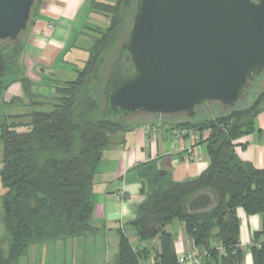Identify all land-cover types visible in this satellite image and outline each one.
<instances>
[{"label": "trees", "instance_id": "trees-1", "mask_svg": "<svg viewBox=\"0 0 264 264\" xmlns=\"http://www.w3.org/2000/svg\"><path fill=\"white\" fill-rule=\"evenodd\" d=\"M96 1L94 11L110 21L105 29L96 30L99 37L93 39L83 70L75 80L56 84L58 97L52 110L36 111L43 104L34 102L29 122H22L24 116H14L19 121L3 127L0 178L6 192L2 220L9 246L4 250L0 242V264L18 263L32 246L95 231L91 220L98 168L110 137L133 129L125 118L107 116L103 111L110 72L128 39L138 0H116L113 4ZM39 2L35 0L31 21ZM24 34L16 42L0 40V96L5 78L16 76L25 96L34 99L33 83L17 66ZM111 56V66L106 69ZM237 105L226 112L220 106L219 111L213 108V116L207 111L201 118L198 110L203 107H198L194 118L186 116V121L177 123L175 132L185 129L200 136L208 134L205 143L210 165L199 177L177 182L156 161L135 167L145 199L130 225L140 243L159 237L156 264H178L175 236L166 230L174 222L183 225L195 254H206L204 264H244L239 208L247 216L261 217L262 229L254 234L253 241L264 239V168L241 160L235 151L237 140L258 131L264 91L244 108ZM203 191L215 194L217 206L208 212L189 213L187 202ZM219 246L225 255L220 254ZM250 251L253 264H264V241L261 248L255 245ZM152 254L134 248L121 231L119 252L112 264H142L149 262Z\"/></svg>", "mask_w": 264, "mask_h": 264}, {"label": "water", "instance_id": "water-1", "mask_svg": "<svg viewBox=\"0 0 264 264\" xmlns=\"http://www.w3.org/2000/svg\"><path fill=\"white\" fill-rule=\"evenodd\" d=\"M35 0H0V40L29 29ZM264 73V0H138L128 39L107 83L103 113L194 118L223 112L249 95ZM217 206L215 194L191 198L189 213Z\"/></svg>", "mask_w": 264, "mask_h": 264}, {"label": "crops", "instance_id": "crops-1", "mask_svg": "<svg viewBox=\"0 0 264 264\" xmlns=\"http://www.w3.org/2000/svg\"><path fill=\"white\" fill-rule=\"evenodd\" d=\"M90 1L40 0L37 4L29 29L23 37V52L17 59L18 68L33 83L34 99L25 96L21 82L16 76H8L4 80L0 97L3 99L2 103L9 106V110H19L20 107H30L31 109L28 110H32L34 102L56 103L58 97L55 92L56 84L63 81L60 78L67 81L66 70L57 68L56 63L62 62L64 65L68 60L67 55L73 48L84 49L86 46L87 49H84V52L88 53L93 45L90 42L93 43V40L84 31L92 27V20L99 22L98 19L104 17L91 10ZM84 7L89 9L88 18L82 23L81 37L77 38L79 31L75 33V29ZM96 22L94 24H97ZM80 39L83 41L78 42ZM89 45L91 46L88 47ZM11 116L21 115L14 113ZM126 122L133 129L110 137V144L95 177L94 211L91 220L95 231L83 237L51 242L53 244L49 242L43 247L32 246L27 256H33L34 262L43 255L59 251V260L63 261L68 256V264H112L119 252L121 231L128 237L134 248L153 252L149 262L142 264H152L155 261L154 255L160 249L159 237L151 242L140 243L136 229L130 225L136 217L137 207L145 199L142 194V183L135 167L156 161L158 166L168 171L177 182L197 178L210 165L205 143L208 134L200 136L199 133L190 131L188 136L176 141L173 133L178 121L165 123L162 120L153 118L142 120L138 117ZM257 126L256 133L235 142V151L241 160L252 163L255 168L263 169L264 113L258 117ZM147 128L152 130L148 137L145 132ZM190 154L196 156L197 161L190 162L188 160ZM120 190L124 193L123 199L116 197ZM237 214L241 222V245L249 246L254 234L262 229L261 217L247 216L242 208L238 209ZM166 230L175 236V250L178 257L197 253L182 224L174 222L168 225ZM253 263V255L247 251L244 264ZM17 264H21L20 260Z\"/></svg>", "mask_w": 264, "mask_h": 264}, {"label": "rangeland", "instance_id": "rangeland-1", "mask_svg": "<svg viewBox=\"0 0 264 264\" xmlns=\"http://www.w3.org/2000/svg\"><path fill=\"white\" fill-rule=\"evenodd\" d=\"M115 1L116 0H97L96 2H103V3H107V4H113ZM89 6L91 7V10L93 12H96V11H94L95 9H93V0L90 1ZM88 10L89 9H87L86 7H84L81 10L80 18H79V24H78V26L75 29V33L77 31H79V34L77 33L78 34L77 38L78 37L80 38L81 35H82L80 31H83V29H82L83 21L88 18L87 17V15L89 13ZM104 17H102V18L98 17L99 18L98 19L99 22H96V20H95V22L97 24H94L95 22H94V20H92V22H93L92 27L89 28V30H87V31L85 30L84 31L85 33H88L92 37V40L94 38H96V37H99V34H98V32H96V30L105 29L109 25V21L110 20L108 18H106V17L104 18ZM30 24H31V22H30ZM30 24H29V26H30ZM26 32H25V34H26ZM24 35L22 36V39H23ZM81 40L83 41V39H80V40H78V42L79 41L81 42ZM85 43H86V39H85ZM90 44H93V43L90 42ZM90 46L91 45H89L88 47H90ZM84 49H87V47L84 46ZM84 49L73 48L69 52V54L67 55L68 56V60H67V62L64 65H62V62H57L56 63V67L57 68L62 69L64 71L66 70L65 71V76H66V80L67 81L75 80L77 78V76H78V72L83 70V68L85 66V63H86L87 59L89 58V55H88L87 51L84 52ZM111 60H112V56L109 58V60L107 62L106 69L110 68L111 63H112ZM72 74L74 75L73 77L71 76ZM60 79H63V81L60 82L59 84H64L65 82H67V81L64 80V78H60ZM49 81H47V83ZM263 91H264V74L261 75L257 79V82L252 87L251 92L248 95V97L243 99L242 101H240L238 103V105H237V108H244L247 104L251 103L256 97H258V95L260 93H262ZM2 100H3L2 97H0V171H1V168H2V165H3V148H4L3 147V140H2L3 127L5 126V124L11 125L12 123H15V122L19 121V120L15 119L14 116H11L14 113H16V115L24 116L22 118V122H29L30 118L28 117V114H30L34 110V109L28 110V109H31L30 107H27V108L26 107H20L19 110H9L10 109L9 106L7 107V105L3 104ZM53 104H54V102L51 103V102L47 101L46 103L43 104L42 107L36 108V111L37 110L38 111H50V110H52L51 107H52ZM219 106L220 105L215 104V106H213V108H215V110L219 111L220 110ZM198 111H199V116H198L199 118H201V117H203L204 115L207 114V110L204 107L199 109ZM217 113L219 114V112H217ZM138 117H140L142 120L149 119V118L152 119L153 118V119H157V120H162L165 123H171V122L173 123V122H176V121L184 122V121L187 120L186 115L160 116V115H149V114H146V113L134 114L132 117L130 116V117L125 118V120H129V119L133 120L134 118H138ZM5 192H6V190L3 188L2 182H1V178H0V242L2 243V247L4 248V250H7L9 245H8L7 240H6L5 231H4V225H3V220H2L3 196H4ZM46 244H40V245H37V246H39V247L42 246L43 247ZM49 244H53V243L50 242ZM32 258H33V256L29 257V256L26 255V256H24V257H22L20 259V262H21V264H61V263L68 264V260H67L68 256L63 261L59 260V251H57V252L55 251V252H52V253L50 252L48 255H43L40 258H38V260H36V262H34V260Z\"/></svg>", "mask_w": 264, "mask_h": 264}, {"label": "built area", "instance_id": "built-area-1", "mask_svg": "<svg viewBox=\"0 0 264 264\" xmlns=\"http://www.w3.org/2000/svg\"><path fill=\"white\" fill-rule=\"evenodd\" d=\"M151 131H152L151 128H147L146 129L145 132L147 134V137L150 135ZM188 135H189V131L183 129V130L176 131L175 134L173 135V138L176 141H180V140H182L184 137H186ZM188 160L190 162H194V161H197V157L196 156H193L192 154H190L189 157H188ZM116 197H117V199H123L124 198L123 191L120 190L116 194ZM263 241H264V239L256 243V242H254L252 240V242H251V244L249 246L243 247L241 245V248L243 250H245L246 252L247 251H250V247L255 246V245L258 248H261ZM218 250H219L220 254L225 255V252L226 251H225V249L223 247L219 246L218 247ZM205 257H206V254L197 255L195 253H189V254H186V255H183V256L178 257V264H204V258ZM152 264H156L155 261H153Z\"/></svg>", "mask_w": 264, "mask_h": 264}]
</instances>
